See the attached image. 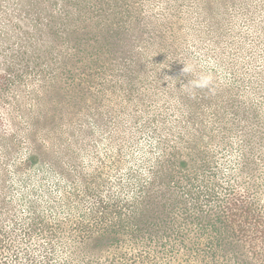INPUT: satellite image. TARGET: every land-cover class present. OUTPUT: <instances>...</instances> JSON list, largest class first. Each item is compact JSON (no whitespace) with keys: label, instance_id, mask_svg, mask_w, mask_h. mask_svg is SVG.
Instances as JSON below:
<instances>
[{"label":"trees","instance_id":"16d2710c","mask_svg":"<svg viewBox=\"0 0 264 264\" xmlns=\"http://www.w3.org/2000/svg\"><path fill=\"white\" fill-rule=\"evenodd\" d=\"M217 1L0 3L1 158L24 151L69 176L48 136L81 104L82 120L115 125L102 169L120 176L134 137H155L154 153L128 169L132 198L103 192L98 168L82 172V220L70 229L34 217L33 231L9 241L0 232V264H264V69H238L244 36ZM189 41L200 53L209 43L231 82L192 69L195 85H183Z\"/></svg>","mask_w":264,"mask_h":264},{"label":"rangeland","instance_id":"374dc122","mask_svg":"<svg viewBox=\"0 0 264 264\" xmlns=\"http://www.w3.org/2000/svg\"><path fill=\"white\" fill-rule=\"evenodd\" d=\"M217 2L219 5L228 4L230 15L233 18L227 17V19L235 28L236 35L241 33L244 36L241 40L242 51L237 54L247 63L238 69H243L242 72L246 75L250 73L249 69L256 71L264 69V44L260 42V38L264 41V0H218ZM0 3L1 8H11L13 0ZM245 23L252 26L253 30L246 28ZM222 44L229 48L230 41L224 40ZM199 45L203 49L201 53L197 52L194 41H189L185 45L184 51L191 61L186 62L184 67L188 71L184 69L180 71L182 84L190 89L195 85L191 81L193 75L190 71L192 69L203 75L209 83L212 81L230 83L231 77L225 67L226 62L210 50L212 48L209 43ZM219 63L224 64V67ZM168 108H171L167 113L169 121L172 122L175 115L172 108L176 107L171 103ZM78 109L81 111L78 118L73 119L72 122L58 123L63 125V131L48 136L51 146L53 145L54 156L62 157L63 163L69 169V176L57 173L58 171H54L49 164L29 162L24 151L9 153L10 155L7 154L4 159L0 157L2 160L0 161V232H4L2 238L5 240L10 239L7 237L11 233L19 237V234L21 235L24 231L30 229L33 231L34 217H40L50 225L62 222L65 227L73 229L75 223L82 220V203L85 201L82 172L94 174L93 170L98 168L106 184V187L101 189L103 192L113 193L116 196L119 194L122 199L133 197L135 189L132 184L128 186L130 172L128 169L131 167L134 170L135 166L140 169V163L148 156V151L152 149L151 155L154 153L155 137L148 129L134 137L137 143L127 156L126 169L122 170L121 175L118 176L112 167L102 169L99 164V160L100 163H106L109 156L114 153L113 147L117 140L114 137L111 142L109 136L115 129V125L98 120H82V104L78 106ZM121 125L125 129L130 128L126 121H123ZM119 183L126 185L124 190L118 188ZM69 239V241L66 239L61 241L62 246L67 250L74 248V246L69 247L73 244V240ZM14 240L18 239L11 240L13 245H23L20 240L19 244Z\"/></svg>","mask_w":264,"mask_h":264},{"label":"clouds","instance_id":"9594fccd","mask_svg":"<svg viewBox=\"0 0 264 264\" xmlns=\"http://www.w3.org/2000/svg\"><path fill=\"white\" fill-rule=\"evenodd\" d=\"M184 71H188V69H187V68H185V69H184Z\"/></svg>","mask_w":264,"mask_h":264}]
</instances>
